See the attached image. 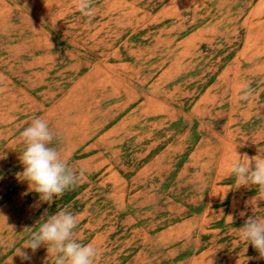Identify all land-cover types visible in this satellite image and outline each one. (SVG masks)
I'll return each instance as SVG.
<instances>
[{"label": "rangeland", "instance_id": "rangeland-1", "mask_svg": "<svg viewBox=\"0 0 264 264\" xmlns=\"http://www.w3.org/2000/svg\"><path fill=\"white\" fill-rule=\"evenodd\" d=\"M34 118L78 176L50 203L21 175ZM236 154L264 157V0H0V264L61 210L94 264H264Z\"/></svg>", "mask_w": 264, "mask_h": 264}, {"label": "clouds", "instance_id": "clouds-1", "mask_svg": "<svg viewBox=\"0 0 264 264\" xmlns=\"http://www.w3.org/2000/svg\"><path fill=\"white\" fill-rule=\"evenodd\" d=\"M78 11L91 17L93 0H76ZM253 89L250 84L242 85L239 100L245 102L251 97ZM25 148L19 159L23 165L22 176L39 195L43 202H52L78 182L77 173L68 166L55 147H50L54 135L47 121L34 118L22 132ZM234 151V149H233ZM235 152V151H234ZM236 153V152H235ZM228 165V175L235 177L238 186H255L257 198L253 204L260 208V194H264V157H251L236 154ZM243 215V213H241ZM6 223L8 217L0 212ZM230 223L234 218L227 217ZM12 229V226H9ZM77 227L76 217L67 210L58 211L39 222L37 230L31 232L30 238L21 247H16L13 256H18L25 264H30L32 255L41 245L46 246L48 254L54 256V264H94L97 249L92 244H82L73 239V230ZM241 241L251 245L261 257H264V217L249 216L242 227L234 230ZM30 250V252L28 251ZM13 256L10 264H13Z\"/></svg>", "mask_w": 264, "mask_h": 264}]
</instances>
